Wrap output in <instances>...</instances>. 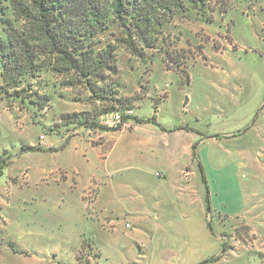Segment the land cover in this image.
I'll list each match as a JSON object with an SVG mask.
<instances>
[{
    "label": "crops",
    "instance_id": "0c3cea01",
    "mask_svg": "<svg viewBox=\"0 0 264 264\" xmlns=\"http://www.w3.org/2000/svg\"><path fill=\"white\" fill-rule=\"evenodd\" d=\"M259 9L239 11L252 44L245 63L237 57L245 49L236 51L237 38L199 56L206 71L183 86L177 103L191 114L188 121L178 111L163 116L164 91L155 117L134 111L131 129L102 131L98 143L79 130L29 145L36 150L22 152L8 195H0V264H249L255 256L264 264ZM216 63L232 69L237 83L208 74ZM206 127L214 134L205 136ZM217 127L229 132L218 134ZM121 218L126 233L116 231Z\"/></svg>",
    "mask_w": 264,
    "mask_h": 264
},
{
    "label": "trees",
    "instance_id": "16d2710c",
    "mask_svg": "<svg viewBox=\"0 0 264 264\" xmlns=\"http://www.w3.org/2000/svg\"><path fill=\"white\" fill-rule=\"evenodd\" d=\"M230 8L231 0H0V100L40 111L49 107L44 88L52 82L55 89V79L99 103L98 114L63 116L64 125L99 129L100 115L125 105L120 50L142 62L154 50L166 56L175 19L205 21ZM177 43L175 36L171 45Z\"/></svg>",
    "mask_w": 264,
    "mask_h": 264
},
{
    "label": "rangeland",
    "instance_id": "374dc122",
    "mask_svg": "<svg viewBox=\"0 0 264 264\" xmlns=\"http://www.w3.org/2000/svg\"><path fill=\"white\" fill-rule=\"evenodd\" d=\"M261 5H264V0H231L232 8L229 9L230 11L227 14H219L217 11L211 12V14H207V20L205 21L188 20L187 18L175 19L170 25L171 34L165 44V49L168 52L166 56L162 54V51L154 50L147 52V59L142 62L120 50L118 58L120 72L117 81L122 86L120 97L123 102L125 101V105L121 109H116L131 108L136 111L139 118H152L153 114L155 117L158 112L156 106L159 103L157 95L163 96V92L167 91L168 99L164 104L166 110H162L163 116L178 111L179 117L188 121L191 114L180 109L181 107L179 108L177 103L181 98L183 86L185 87L189 80L196 82L198 75L202 71H206L199 63V56L204 50L216 51L223 46H230L233 42L232 38H237L236 51L242 48L245 49L240 53L237 52L236 55L239 53L237 57H240L241 62L245 63L248 57L245 52L252 44L251 41L245 38L247 23L239 15V11L251 15V8H257L258 6L260 8L259 16H261L264 14ZM175 36L178 38L176 48L171 45V39L174 40ZM212 69L207 68L208 74L223 78L224 84L237 83L235 79L231 78L232 69L226 65L216 63ZM176 70H183V72L180 73ZM53 81L57 82L55 89L52 88V82L49 83L48 88H44V93L51 97L49 107H45L40 111L34 108H24L18 102L9 101L7 103L0 100V195H8L9 185L12 182L10 173L14 171L17 174L18 168L24 162V159L21 158L22 152H24L22 147L31 148L29 145H37L39 139L42 140L40 137L46 138L47 142H51L55 135L68 133L70 137L80 130L88 132V139L92 144L93 141L98 143L102 140L101 136L96 137L102 132L99 131L101 130L99 122L103 116L108 115L110 112H105L98 117L99 129H86L78 125L65 126L63 116H72L74 119L76 116L80 117L86 114L90 118L98 114L99 103L89 100L88 94L82 88L65 89L59 85L58 80L54 79ZM41 93L43 94V91ZM207 114V118L213 121V118L209 115L210 113ZM82 118L84 117L82 116ZM228 125L229 130L233 128L232 123H228ZM190 126H194L193 122L190 123ZM209 130L210 127L205 128V136L214 134L213 130ZM217 130H219L218 134L224 131L229 132V130L220 127H217ZM32 150H36V148H32ZM226 154V152H223L219 155L222 161H227ZM257 157L261 158L262 156ZM206 158L207 161L212 162L210 154H207ZM20 176L24 178L26 172L21 173ZM261 179L264 180V177H261ZM125 220L130 222L128 218ZM117 222L116 231L126 233L124 224H122L123 218L118 219ZM130 223L134 228V224ZM260 245L264 249V239ZM209 261V259L204 260L198 264H209ZM240 262H247V258H241ZM248 262L249 264H263V262L257 260L256 256L249 259Z\"/></svg>",
    "mask_w": 264,
    "mask_h": 264
},
{
    "label": "built area",
    "instance_id": "2783aa9c",
    "mask_svg": "<svg viewBox=\"0 0 264 264\" xmlns=\"http://www.w3.org/2000/svg\"><path fill=\"white\" fill-rule=\"evenodd\" d=\"M133 117V109L114 110L101 118L99 122L101 130L99 131H122L131 129L133 125ZM96 137L100 136L96 135ZM40 138L43 139V137ZM156 175L160 176V174Z\"/></svg>",
    "mask_w": 264,
    "mask_h": 264
}]
</instances>
